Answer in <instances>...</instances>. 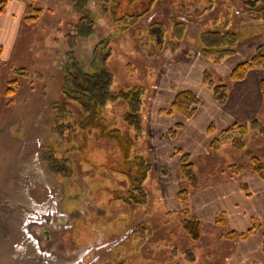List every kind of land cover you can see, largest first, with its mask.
Listing matches in <instances>:
<instances>
[{"label": "rangeland", "instance_id": "obj_1", "mask_svg": "<svg viewBox=\"0 0 264 264\" xmlns=\"http://www.w3.org/2000/svg\"><path fill=\"white\" fill-rule=\"evenodd\" d=\"M22 1L24 11L21 16L18 14L22 21L20 37L12 54L7 53L11 59L0 74V231L6 235L0 239V264H230V258L236 254L242 264H248L243 262L246 257L249 261L255 258L250 264H264V253L257 252L255 242H250L256 236L244 242H236L241 237L226 239L224 236L228 229L243 231L247 236L252 230L257 236L264 231V180L252 174L249 157L252 152L264 162V134L259 125L264 124L261 91L264 68H252L244 79L230 82L228 99L235 83H242V87L252 88L255 104L251 111L243 113V119H231L218 134L235 122L249 123L243 148L235 147L228 139L221 142L216 152L198 142L193 143L192 149L178 142L168 160L160 162L152 151V143L157 147L156 138L152 139L147 129L151 122L148 117H153L150 112L166 100L164 95L162 99L161 95H154L155 89L162 86L160 80L164 74L170 83L175 82L174 76L179 82V70H166V66L172 65L178 56L180 61L191 57L207 59L199 52L198 39L215 18L228 21V28L239 34L235 54L238 63L249 60L259 46H264V0H156L153 4L141 0V4L133 3V8L126 7L124 0H87L84 5L76 0H37L35 6L43 11L34 22L26 20L29 3ZM178 20L187 23V30L181 45L173 49L169 39L172 26ZM100 41H108L112 47L109 66L115 74L114 87L138 86L142 93V102L136 111L124 100L111 102L106 109L108 121L134 138L132 154L150 161L144 189L139 192H124L129 183L123 167L105 172L101 163H109L107 152L94 146L90 148V158L100 169L91 168L89 161H77L73 182L78 188L70 183L72 180H63L48 167V158L64 159L63 152L71 144L67 138L79 139L73 135L74 122L64 120L67 110L64 113L56 110V105L63 101L66 65L76 60L82 69L90 70ZM211 64L209 69L216 80L228 78L236 66L229 73L222 68V75L216 70L221 64ZM251 70L260 76L255 78L253 74L248 79ZM202 74V83L209 89ZM13 78H18L21 86L14 96L7 97V82ZM70 107L75 115L73 120L79 119L78 106L71 104ZM129 113L133 114L130 123L126 121ZM137 121L139 126L132 125ZM217 123L211 124L217 126ZM166 135L170 137L168 132ZM203 136L204 132L199 131V137ZM210 136L212 140L214 135ZM157 138L161 146L162 136ZM54 145L58 151L53 150L52 155ZM185 154L195 167V183L187 177H178ZM68 156L77 159L74 152ZM242 164L243 171L233 176L230 167ZM87 183L95 189L92 197L104 201L103 206L110 208L112 217H116L117 229L108 238L104 237L100 246L93 244L94 250L83 261L80 252L71 262L62 254L41 248L28 226L48 217L52 225H58L66 217L63 205L74 208L79 203L70 194L87 191L84 186ZM111 189L117 190L118 196L124 199H116ZM182 189L190 194L192 214L197 215L199 211L209 216L222 215L225 224L217 223L215 218L213 221L205 218L201 220L200 238H192L182 227L185 216L177 198ZM200 203L203 206L198 207ZM88 208L95 210L92 205ZM100 217L91 213L79 218L74 240L80 245L91 243ZM238 219L243 228L232 223Z\"/></svg>", "mask_w": 264, "mask_h": 264}, {"label": "trees", "instance_id": "obj_2", "mask_svg": "<svg viewBox=\"0 0 264 264\" xmlns=\"http://www.w3.org/2000/svg\"><path fill=\"white\" fill-rule=\"evenodd\" d=\"M26 1L29 3L26 20L28 22L37 21L43 9L35 6L37 0ZM76 1L79 5H84L87 2V0ZM140 1L141 0H124V3L126 7L133 8V3H140ZM147 1L153 4L156 0ZM8 2L9 0H0V17L4 14ZM151 7L152 5L147 6L146 9L150 10ZM83 18L85 19V17ZM83 18L82 20H84ZM227 23L228 21L215 18L212 25L203 30L198 39L201 56L209 59L214 65L221 64L227 57L233 56L238 52V44L240 41L239 34L230 30ZM186 27L187 23L179 20L172 26L169 41L173 49H178L181 45L182 38L185 36L187 30ZM109 44L108 41H100L96 48L94 58L92 59L91 69L88 71L82 69L76 60H72L66 65L64 71L65 77L62 85L63 101L61 104L56 105V110H61L62 113L67 110L64 120H72L74 122L75 127L73 128V135H78L79 139L67 138L66 141L71 144L67 145L68 147H66L63 152L64 159L59 160L58 157H50L47 160L48 167L57 176L62 177L63 180H72L70 183H74V176L77 175L74 164L78 163L77 161L81 163L83 161H89L91 168H99L96 164L92 163L90 158V153H92L90 148L94 146L95 149L100 148L107 152L109 163H101L105 172L111 171V168H118V166L123 167V174L129 183V186L126 187L127 189H124V192L130 193L132 190H138L139 192L144 189L143 182L148 170L151 168L149 167L150 161L147 157L145 159L142 158L141 155L132 154L131 148L134 138L130 137L128 132L119 128L116 123L114 125L108 121L110 119L106 114V109L111 102L124 100L130 103L132 111H136L142 102V93L140 94L141 90L138 86L114 87L115 74L109 66V59L113 51ZM252 68H264V46H259L249 60L236 64L229 73L228 78L219 77V79L216 80L210 69L204 70L202 74L203 82L212 91L214 99L220 104H224L228 99L230 82L244 79ZM23 69L24 68H17V70ZM7 84L8 86L5 90L7 97L14 96L21 86V82L18 78L9 80ZM261 91L264 98V78L261 82ZM71 104L77 105L79 108L78 110L81 112L80 118L77 120H73L75 115L70 107ZM200 105L201 98L193 90L184 89L177 92L170 106L166 109H161L160 112L165 114H178L184 119L189 120L196 115ZM132 115V113L128 114L126 120L128 123L131 122ZM254 121L258 123L256 119ZM132 125L136 127L139 126L138 121L135 124L132 123ZM183 125L184 122L176 123L175 127L168 130V135L174 138L177 131L181 129ZM259 125L264 134V124L259 123ZM248 128L249 123L235 122L219 134H216L215 125L211 124L208 128V132L210 135L214 136L212 137L209 148L213 152H216L220 149L221 142L227 139L231 140L235 147L243 148L245 146V135L248 132ZM62 131L63 129H60L59 133H62ZM53 150L58 151L55 145L51 147L52 155H54ZM72 152L77 155L76 161L68 156V154ZM248 152L251 151L249 150ZM249 157L252 174L258 175L264 180L263 160L252 152L249 154ZM244 168L245 166L243 164L236 167L232 166L230 167V171L233 176H236L238 173L242 172ZM180 173L178 177H187L190 182H196L197 175L195 167L186 154L181 159ZM116 191L117 190L111 189V193L113 195L115 194L116 199L123 200L124 197L118 196ZM128 198H130V196ZM177 198L182 213L185 216L182 220L184 231L195 240L199 239L202 231V221L197 215L192 214L190 211V194L188 190H180L177 194ZM225 220V217L222 215L216 217L217 223L225 224ZM244 235H246L245 232L228 229L224 236L226 239H236Z\"/></svg>", "mask_w": 264, "mask_h": 264}, {"label": "crops", "instance_id": "obj_3", "mask_svg": "<svg viewBox=\"0 0 264 264\" xmlns=\"http://www.w3.org/2000/svg\"><path fill=\"white\" fill-rule=\"evenodd\" d=\"M23 11L24 9L22 0H9L4 14L0 17V74L2 72V68L6 66L7 62L11 59L10 56L7 57V53L10 55L12 54L14 47L16 46V42L20 37V27L22 21L20 20L18 14L21 16L22 14L20 13ZM235 58V55L226 58L221 63V65L217 67L216 70L218 74L223 73L221 71L222 68L227 71L226 73H229V71L238 63ZM212 66L213 64H211V61L205 58L198 59L197 57H191L189 59L180 61L179 56L176 58L175 62L172 63V65L166 66V70L171 68L172 70H179L180 75L178 77L179 82L177 80V76H174L172 79H175L176 77L175 82L170 83L168 81L169 79H167L169 77H166L167 74H164V78L162 77L160 80L162 86H158L154 92L156 97L161 95L160 99L163 98L162 95L166 96L165 102H163V104H159L156 108H154V110L150 112L149 115H153V117H151V119L150 116L148 117L149 121L151 122H148L147 129L151 132L150 137H152V139L153 137L156 138L154 142H156L157 147L155 146V143H152V151H154V157H157L158 161L161 162L163 159L167 161L171 152H174V149L177 147L176 145L178 142H184V146L189 149L194 148L195 146L193 143L196 144V142L202 144L203 147L209 148L208 142L211 140V136L208 134V125L218 121L217 126L215 125L216 133H218L219 129H222V126L227 125L231 119H243L245 117V114L243 113H246L248 110H252V104H255V97L251 95L252 88L250 86L242 87V83H235V85H238H234L231 88L229 99L226 101V103L220 104L214 99L212 91L204 86L202 79L200 78V74L205 69L212 68ZM256 72L257 71L251 70L248 79H250V76L253 74L255 75V78H258L260 74ZM182 89H191L196 94L199 93L198 95H200V98L204 99V102H202L200 105L196 115L193 118L187 120L178 114L169 115L160 112L161 109L166 107L168 108L170 106L176 93ZM236 94H238V96H236ZM198 118L202 120L200 121ZM178 122H184V126L177 131V134L174 138L167 137L166 134L168 130ZM219 125L220 127H218ZM199 131L204 132V136L202 138L199 137ZM161 136L162 144L160 146L157 142V137ZM197 149H199L198 145ZM169 197V199L173 198V196ZM201 206H203L202 203L198 205V207ZM175 209H177V206H175ZM196 213L202 221L205 218L213 221L217 217V215H205L204 212H200L199 214V211ZM239 222L240 219L232 221V223L235 225H241V228H243L242 224ZM250 229L253 228H249L248 230ZM249 233V236L244 235L236 242H239L240 240L241 242H244V240L256 236L254 237L255 239L250 242H255L254 248L258 250L257 252L264 253V231L258 236V233H255L253 230ZM0 234L2 235H0V239H4V237H6L5 232L3 233L0 231ZM230 259V264H232V262H234V264H242L241 262L237 261L238 254L234 255ZM246 259L247 260L244 259L243 262L248 264L251 262L254 263L255 261V258L250 259V261L247 257Z\"/></svg>", "mask_w": 264, "mask_h": 264}, {"label": "flooded vegetation", "instance_id": "obj_4", "mask_svg": "<svg viewBox=\"0 0 264 264\" xmlns=\"http://www.w3.org/2000/svg\"><path fill=\"white\" fill-rule=\"evenodd\" d=\"M64 183V189L66 191V186ZM73 186L78 188L79 186L76 183H71ZM85 186L84 192H75L74 195L70 194V197L78 200V204L73 206L65 207L63 205V211L66 214V217L61 218L62 220L58 225H52L51 218L43 219L37 222H34L28 226V230L32 235L37 239L41 248L49 251L50 253H59L65 256L66 259H70L71 262L78 258L77 254L81 252V260H84L83 257L88 255L90 251H93V244L100 246L103 243V238H108L109 235L116 232V217H112V211L110 208H105L103 202L95 199L92 195L95 193V189H92L87 183ZM83 188V187H82ZM64 194V193H63ZM66 196L63 195V202H65ZM71 203V202H69ZM93 206L95 210L88 207ZM88 208V209H87ZM100 208V214L97 213V209ZM95 213L97 217H100L98 220V225L95 228L96 235L92 238L91 243H80L74 240L76 225L78 224V219L86 216L87 214ZM105 218L102 222V218ZM65 220V221H63ZM80 220V219H79ZM100 225V226H99ZM79 226V224H78ZM86 226V225H85ZM87 227V226H86ZM107 235V236H106ZM74 236V237H73ZM73 255L69 257L71 251ZM61 255V256H62Z\"/></svg>", "mask_w": 264, "mask_h": 264}, {"label": "built area", "instance_id": "obj_5", "mask_svg": "<svg viewBox=\"0 0 264 264\" xmlns=\"http://www.w3.org/2000/svg\"><path fill=\"white\" fill-rule=\"evenodd\" d=\"M83 261V260H82ZM74 264H78L77 262H74Z\"/></svg>", "mask_w": 264, "mask_h": 264}]
</instances>
